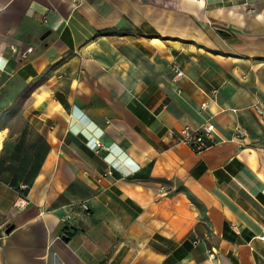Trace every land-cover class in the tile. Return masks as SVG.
<instances>
[{
  "label": "crops",
  "instance_id": "crops-1",
  "mask_svg": "<svg viewBox=\"0 0 264 264\" xmlns=\"http://www.w3.org/2000/svg\"><path fill=\"white\" fill-rule=\"evenodd\" d=\"M0 264H264V0H0Z\"/></svg>",
  "mask_w": 264,
  "mask_h": 264
},
{
  "label": "built area",
  "instance_id": "built-area-1",
  "mask_svg": "<svg viewBox=\"0 0 264 264\" xmlns=\"http://www.w3.org/2000/svg\"><path fill=\"white\" fill-rule=\"evenodd\" d=\"M175 73L177 77H181L183 75V71L179 69H175ZM205 104L206 103L202 104L203 107L205 106ZM174 135L177 138L178 142L187 144L195 152L204 150L212 143L216 142L219 138L214 123L208 120L200 124V126L197 128L188 125L182 126L178 131H176V134ZM101 148L109 150L108 146L100 141H96L95 150L98 151ZM110 173L111 171L106 170L103 175H107ZM22 188H24V186ZM26 204V195L21 193L20 198L15 202V205L18 208L22 209ZM210 256H212V254H210Z\"/></svg>",
  "mask_w": 264,
  "mask_h": 264
},
{
  "label": "trees",
  "instance_id": "trees-1",
  "mask_svg": "<svg viewBox=\"0 0 264 264\" xmlns=\"http://www.w3.org/2000/svg\"><path fill=\"white\" fill-rule=\"evenodd\" d=\"M27 130L25 129L23 131L22 137L20 139V141L17 143V146L15 148L14 153L17 155H24L26 156L28 153H30L29 148L25 145L24 143V136L26 135ZM39 140H40V144H39V151L37 152V150L35 151V154L37 156V160L39 159V161H37L35 164L32 165V167L39 165L40 161L43 159L41 154L42 153H47L50 145L47 141L43 140V138L41 136H39ZM35 147V146H34ZM30 149H32V146L30 147ZM39 156V158H38ZM20 192L26 195V188H20Z\"/></svg>",
  "mask_w": 264,
  "mask_h": 264
},
{
  "label": "water",
  "instance_id": "water-1",
  "mask_svg": "<svg viewBox=\"0 0 264 264\" xmlns=\"http://www.w3.org/2000/svg\"><path fill=\"white\" fill-rule=\"evenodd\" d=\"M221 31L224 32L223 30H221ZM48 34H49V30L46 31V32L41 36V38L46 37ZM11 229H12V226H9V227L6 229V232H10Z\"/></svg>",
  "mask_w": 264,
  "mask_h": 264
}]
</instances>
